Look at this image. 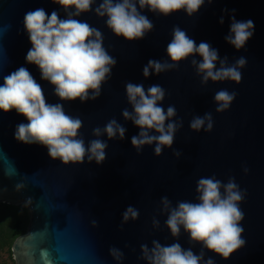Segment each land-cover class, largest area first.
<instances>
[{
	"label": "water",
	"instance_id": "1",
	"mask_svg": "<svg viewBox=\"0 0 264 264\" xmlns=\"http://www.w3.org/2000/svg\"><path fill=\"white\" fill-rule=\"evenodd\" d=\"M100 2L95 0L92 11L77 19L103 33L104 47L116 65L101 95L82 103L59 101L38 68L25 61L31 47L23 26L25 13L43 8L49 15L57 11L63 19L64 10L52 0H0V84L4 75L27 68L42 85L48 103H63L68 115L82 120L80 136L86 145L97 138L108 144L102 164L85 158L83 163L65 165L51 159L43 146L18 142L16 126L27 120L14 110L0 112V203H23L30 213L26 233L12 247L16 264H148L141 245L151 249L154 240L161 245L179 243L196 254L203 251L201 264L208 258L214 264H264V0H214L212 4L206 0L191 17L184 11L162 16L143 9L154 28L135 41L117 37L107 28L106 17L94 12ZM233 15L255 24L253 36L239 51L225 40ZM175 26L197 44L206 41L218 49L220 58L227 57L230 65L245 57L241 82L202 84L191 64L193 57L175 69L145 78L142 69L150 59L171 62L166 47ZM128 82L143 84L145 90L154 84L162 86L166 92L162 106L165 110L174 106L173 119L183 122L172 146L159 156L154 144L140 152L131 144L140 129L122 115L123 109L132 111L125 91ZM220 89L237 93L222 113L216 112L214 101ZM205 113L212 114V131L191 130L192 118ZM113 118L126 129L123 139L93 136L94 128L103 129ZM211 176L224 183L234 177L245 191L240 202L245 245L227 260L190 242L183 228L173 237L165 223L168 213L161 198L166 196L173 207L179 201L198 202L197 181ZM129 205L138 209L139 217L124 222L122 213ZM110 247L123 252L122 260L109 254Z\"/></svg>",
	"mask_w": 264,
	"mask_h": 264
},
{
	"label": "clouds",
	"instance_id": "2",
	"mask_svg": "<svg viewBox=\"0 0 264 264\" xmlns=\"http://www.w3.org/2000/svg\"><path fill=\"white\" fill-rule=\"evenodd\" d=\"M65 12L61 18L55 10L49 15L43 8L25 13L24 31L31 44L25 61L35 65L41 79L54 87V94L59 101H76L82 103L95 100L101 95L102 85L110 78L116 60L103 44V33L86 21L77 19L83 13L92 11L95 0H52ZM206 0H101L94 12L98 17H106L105 24L111 32L127 41H135L145 37L154 28L153 22L143 14L142 10L162 16L184 11L189 17L196 14ZM214 0H207L212 4ZM226 11V10H225ZM234 11V10H233ZM223 18L220 23L223 24ZM255 24L252 20H237L233 15L229 33L225 36L228 44L237 51L243 49L253 36ZM166 53L171 61L150 59L142 69L145 78L150 75L175 69L180 62L193 57L191 64L201 83L232 81L239 84L242 72L247 64L243 56L233 64H228L227 57L219 56V51L208 42L199 44L190 38L179 26L172 30V39L167 44ZM201 57L200 60L195 59ZM219 63V67H217ZM0 84V112L15 111L22 115L27 123L16 126L14 138L27 145L37 144L47 149L53 160L63 164L83 163L85 158L91 163L102 164L106 159V141L99 138L85 144L80 136L83 122L79 117L68 115L63 103L47 102L43 87L31 72L21 66L8 75L3 76ZM126 97L132 107L122 110L124 119L131 120L140 129L138 135L131 138V144L140 152L145 145H155L154 153L159 156L165 147H171L175 134L183 126L173 118L177 115L172 105L164 109L161 102L165 99V89L151 85L145 90L143 84L128 82L125 85ZM236 92L220 89L214 95L216 112L222 113L230 108L236 98ZM191 130L199 132L213 129L211 113L194 116L190 121ZM126 129L115 118L109 120L101 129H93V136L104 134L109 139L117 135L124 138ZM175 155H180L177 151ZM247 171V169H245ZM196 192L198 202L179 201L173 207L168 198L162 197L161 202L167 211L166 226L173 237H178L181 228L189 236L190 242L199 243L223 259L230 256L245 245L242 239L244 229L241 221L244 213L240 202L245 197L230 177L226 183L215 176L201 177L197 181ZM123 221L136 220L138 209L129 205L122 213ZM158 224V221H154ZM93 225L96 222L93 221ZM151 249L141 245L142 258L148 264H201L204 253H194L191 248L184 249L179 243L161 245L153 241ZM109 254L116 260H122L123 252L115 247L109 248ZM205 264H214L211 258Z\"/></svg>",
	"mask_w": 264,
	"mask_h": 264
},
{
	"label": "rangeland",
	"instance_id": "3",
	"mask_svg": "<svg viewBox=\"0 0 264 264\" xmlns=\"http://www.w3.org/2000/svg\"><path fill=\"white\" fill-rule=\"evenodd\" d=\"M0 206V264H16L12 247L16 239L10 237V228L16 218L26 221L29 225L30 213L23 203L7 204Z\"/></svg>",
	"mask_w": 264,
	"mask_h": 264
},
{
	"label": "trees",
	"instance_id": "4",
	"mask_svg": "<svg viewBox=\"0 0 264 264\" xmlns=\"http://www.w3.org/2000/svg\"><path fill=\"white\" fill-rule=\"evenodd\" d=\"M1 205H5L3 203H0ZM27 229H26V221L16 218L10 228V237L12 239H17L20 236L24 235L26 233Z\"/></svg>",
	"mask_w": 264,
	"mask_h": 264
}]
</instances>
